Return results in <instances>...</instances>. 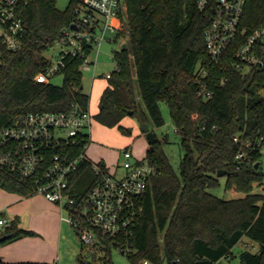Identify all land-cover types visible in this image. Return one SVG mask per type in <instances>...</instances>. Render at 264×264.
<instances>
[{"label":"trees","instance_id":"16d2710c","mask_svg":"<svg viewBox=\"0 0 264 264\" xmlns=\"http://www.w3.org/2000/svg\"><path fill=\"white\" fill-rule=\"evenodd\" d=\"M79 1L69 0L64 9L57 0H28L24 5V44L5 51L0 69V130L30 111L89 108L81 58H67L60 85L35 79L50 63L43 52L71 26ZM263 20L264 0H248L242 25L250 32ZM210 21L196 0H126L120 14L118 36H127V45L121 43L114 51L117 68L108 77L95 119L118 125L125 133L131 129L120 121L128 114L160 126L165 123L161 102H166L183 149L178 172L163 146L167 135L160 138L156 133L157 140L150 142L145 157L158 171L141 200L143 211L130 239L134 251L125 253L132 264L144 258L156 264H232L233 247L244 235L259 249H242L240 264H264V187L256 190L264 185V67L245 71L236 66L240 38L212 62L205 43ZM200 63H208L202 78L212 92L209 97L198 93ZM90 168L84 161L72 174L69 187L74 195L92 186L95 173L91 182L85 181ZM219 169L226 171V188L243 195L225 198L212 192L221 182ZM35 185L33 177L0 164V186L6 190L29 195L36 193ZM33 233L14 220L0 227V244ZM4 234L8 236L1 239ZM111 248L108 243L102 249L106 264H112ZM83 252L78 258L86 261Z\"/></svg>","mask_w":264,"mask_h":264},{"label":"built area","instance_id":"2783aa9c","mask_svg":"<svg viewBox=\"0 0 264 264\" xmlns=\"http://www.w3.org/2000/svg\"><path fill=\"white\" fill-rule=\"evenodd\" d=\"M247 1L196 0L198 8L211 17L205 43L212 62H218L224 51L240 38L235 50L236 66L245 71L264 67V20L254 30L247 31L242 25ZM27 2L0 0V69L5 63V51L17 50L24 44L27 23L23 7ZM125 9L126 0H80L75 7L76 17L58 40L61 43L58 58L50 60L35 79L49 82L68 57L81 58V69L96 63L91 59L92 53L99 51L109 29L118 33L120 14ZM112 18L117 22H112ZM198 73L202 82L198 93L209 97L212 92L202 78L208 74V63H200ZM111 74L107 72L105 76ZM94 119L90 108L78 106L18 115L0 130V164L24 177H33L36 192L68 209V220L86 250L100 252L109 243L112 248L130 253L134 251L130 239L136 218L143 211L141 200L158 166L147 157L136 158L129 146L120 150L119 165L125 168L121 175L110 172L102 162L91 161L87 149ZM241 156L239 153L238 157ZM84 161L91 164L96 178L85 193L74 195L69 187L70 179ZM11 223V218L0 217V227ZM43 264L61 263L57 258ZM141 264L156 263L144 258Z\"/></svg>","mask_w":264,"mask_h":264},{"label":"rangeland","instance_id":"374dc122","mask_svg":"<svg viewBox=\"0 0 264 264\" xmlns=\"http://www.w3.org/2000/svg\"><path fill=\"white\" fill-rule=\"evenodd\" d=\"M68 3L69 0H57V5L61 9L66 8ZM112 22L116 23L117 21L115 18H112ZM121 23L122 22H120V24ZM122 41H127V36H118V33L116 31H111L109 29L107 31L106 39L101 44L98 52V65L96 67H85L84 69H82L83 90L91 95L90 107L94 113L99 107L101 91L103 85L106 82V78L103 77L102 74L106 73L107 71L115 70L117 68V61L114 57V51L121 46ZM60 50L61 43H59V41H56L52 46L46 49L43 54L50 60L55 61L58 58ZM96 56L97 50L92 53L91 59H96ZM94 74L97 75V79L92 85ZM50 81L60 85L64 81V74L62 72H58L51 76ZM161 109L165 118V123L160 126H151L152 129H154V131L157 133L158 137L162 138L164 135H167L168 141H165L163 143V146L165 151L169 155L173 166L179 172L181 156L183 153L180 136L175 129L168 104L166 102H161ZM134 118L136 119V117ZM121 132L126 136L120 137ZM121 132L115 129L111 131V133L114 135L116 134L117 137L127 140L129 133H125L122 130ZM105 133H107L105 126L102 125L99 120L95 119L92 126L93 140H91V144L87 149V155L93 162L100 163L102 159H107L109 162L117 163L118 169L116 172L118 175H121L125 171V168L119 165L120 150L118 147L122 145L124 141L121 140V143H113L104 136ZM143 133L144 134H142L141 137L133 138L132 144L129 145V147L133 150L134 156L136 158H143L144 156H146L149 139L147 138L145 132ZM111 168L112 164L108 167V169L110 172L116 173L115 171H111L113 170ZM262 170L264 171V144L262 145ZM93 178L94 171L90 168L86 172L85 181L89 183L93 180ZM220 181L221 182L219 186L211 189L212 192L225 198H232L243 195L241 192L226 188L225 176H220ZM83 186L84 185H82V187ZM263 187V184L260 186H256V190L262 191ZM2 200L3 198L0 196V215H2L3 212H5V214H10V211L6 207H1V204L3 202ZM68 211L69 210L67 208L58 210V219L56 221H52L56 223L58 227L56 244L53 248V253L55 254L54 256L59 255V261L61 264H106L105 258H103V255H105L106 253L104 250L97 252L98 254H96V256H93V253L87 250L83 252L82 243L77 234V231L74 225L68 220ZM61 215L63 218H61ZM21 216L22 220L25 223H27L30 219L29 212L25 211L24 209L21 212ZM46 219L48 218L46 217ZM246 247L255 251L259 249V244L251 240L248 235H244L233 247L235 257L232 259V264H240V251ZM80 252H83V256L85 257L86 261H82L78 258V254ZM111 259L112 264H132L130 257L127 254L121 252L116 247L111 248Z\"/></svg>","mask_w":264,"mask_h":264},{"label":"crops","instance_id":"0c3cea01","mask_svg":"<svg viewBox=\"0 0 264 264\" xmlns=\"http://www.w3.org/2000/svg\"><path fill=\"white\" fill-rule=\"evenodd\" d=\"M123 42L124 41H122V43ZM98 52L96 59H93V61L96 60V63H92L90 68H92L93 66L96 67L98 65V60H97ZM112 71H107V72H112ZM106 73L102 74V76L106 78V82L103 85L101 94L108 83V78L105 76ZM96 79H97V75L94 74L92 79V85L95 83ZM99 107L97 111L94 113L91 110V107L89 106L90 111L94 115L99 111ZM140 123L141 122H139L137 118L135 119L134 116L130 114L122 118L120 124L131 129V132L128 134L127 140L120 138L126 135H124L121 132V129L118 127V125L108 126L103 123L101 124L104 125L105 129L107 130V133H105L104 136L107 137L109 141H112L113 143H121L122 141H124L122 145L118 147L119 150H121L123 147L131 145L133 138L141 137L142 134H144L143 133L144 131L142 130ZM113 129L120 131L121 136L117 137L116 134L115 135L112 134L111 131ZM92 135L93 134L91 130V140H93ZM149 145H150V141H149ZM149 145L147 146V150L149 148ZM101 162L106 164L107 168L112 164L111 169L113 170L111 171L116 172L118 169V165L115 162H109L107 159H102ZM0 196L3 198L1 207L3 208L6 207L10 211L9 212L10 214H5V212H3V214L0 215V217L5 216L11 218L12 221L18 220L19 224L23 228L32 229L35 232L33 234H26L14 240L1 243L0 259L2 261L11 262L15 264L23 261L45 263V262H51L57 258L60 260L59 255L54 256L55 254L53 253V248L56 244V239H57L58 227L57 224L52 221L53 220L56 221L58 219L57 212L58 210H61L62 207L58 203L50 200L43 193H39V192L25 195L19 192L6 190L2 186H0ZM23 209L25 211H28L30 214V219L27 223H25L21 218L22 217L21 212L23 211ZM46 217L48 219H46ZM61 218H63L62 215Z\"/></svg>","mask_w":264,"mask_h":264},{"label":"water","instance_id":"95a60500","mask_svg":"<svg viewBox=\"0 0 264 264\" xmlns=\"http://www.w3.org/2000/svg\"><path fill=\"white\" fill-rule=\"evenodd\" d=\"M127 45V41H124L122 43V46L125 47ZM141 128L142 130L146 133L147 138L149 139L150 142H155L157 140V135L156 132L154 131V129L151 128L150 124L148 121H142L141 123ZM259 163H257L256 165L258 166ZM226 171L224 169H219L217 172L218 176H222ZM8 234H4L1 236V239L7 237Z\"/></svg>","mask_w":264,"mask_h":264}]
</instances>
